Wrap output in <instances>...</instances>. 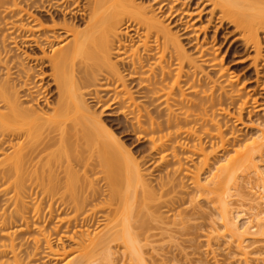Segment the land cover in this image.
Masks as SVG:
<instances>
[{"label":"bare ground","instance_id":"bare-ground-1","mask_svg":"<svg viewBox=\"0 0 264 264\" xmlns=\"http://www.w3.org/2000/svg\"><path fill=\"white\" fill-rule=\"evenodd\" d=\"M185 2L0 0V264H88L113 242L141 264L137 243L149 220L171 211L187 188L191 200L219 204L224 231L208 243L228 236L249 261L242 247L249 226L240 229L226 197L237 170L264 178V123L243 140L227 130L229 121L245 126L257 100L222 65L216 41L231 26L234 43L254 51L257 77L264 74V0ZM102 113L122 117L148 142L150 164L166 170L157 189ZM93 221L98 230H90ZM32 227L36 235L23 238ZM59 228L57 239L68 237L74 249L54 246Z\"/></svg>","mask_w":264,"mask_h":264},{"label":"rangeland","instance_id":"rangeland-1","mask_svg":"<svg viewBox=\"0 0 264 264\" xmlns=\"http://www.w3.org/2000/svg\"><path fill=\"white\" fill-rule=\"evenodd\" d=\"M136 1L138 2L142 0H136ZM189 1L186 0V2ZM179 2L184 3L185 0L184 1L179 0ZM172 29L176 30L173 26ZM232 29L233 28L231 26L227 25L223 30L222 29L220 30L217 37V41H216L217 44L218 43L221 44L220 55L223 52L224 53L223 58H225L223 59L222 65L224 67H227L226 69L230 71L229 72L230 74H234L235 76L237 75L239 77V82L240 81L244 82L246 91L248 90L247 91L248 94L254 96L257 100L255 102V106L254 104H250L249 105L250 108L248 109L249 111H246L244 114V121L246 124L245 126L240 127V125L238 124L236 125L231 121L227 122L228 125L227 130L238 131L237 133L239 135V138L243 140L245 138L255 137L257 133L256 132L257 127L262 126V124L264 123V74H262V72L260 71L261 69H259V73L257 77L254 67L250 65L252 61L251 57L254 51L251 50V48H249L250 50L249 49L245 50L240 45L239 41H236L234 43L235 34L231 31ZM208 34L210 35L213 34L212 28L208 30ZM259 36L261 38V45L264 53V37L262 38L263 33H261ZM133 37L134 40H138L137 39L138 37L134 36V34ZM182 40L183 43H185V47L187 49H190L188 48L190 46L186 42H184V40L186 39L182 38ZM226 47L228 50L224 52L226 50ZM23 48L29 50L28 45H24ZM36 68L38 67H35L34 69ZM42 68L43 70H47L46 66L45 67L42 66ZM37 70L39 71V68ZM50 80H51L50 78L46 77L43 80V82L44 85L49 82L48 84L49 85L51 84L50 85L51 88L53 84ZM45 96H46L45 98L47 99H52V97L54 98L56 96L54 85L52 86L51 90H49V93H47ZM95 109L97 112H99L98 108ZM250 111L251 113L249 114ZM112 116L113 115L110 116L102 113L101 118L107 121L106 125L113 124L112 128L115 129V133H117V137H119V141L124 143L123 145L133 153V155L136 157L138 161L141 162L143 161L142 168L146 173V177L148 181L154 186V188L157 189L156 182L158 176L164 175L166 170L163 168V166H161V164L157 163L156 165L155 164L156 162L150 164V161H153V158L148 156L149 153L148 150L149 148L147 145L148 142L142 140L137 141L135 135L131 134L130 130L126 128L125 123H123L124 122L123 118L120 116H113L112 118ZM149 159L151 160L149 161ZM185 166L192 168L193 163L186 162ZM211 167L213 168L214 166L212 165ZM260 169L264 170V164L261 165ZM163 170L165 171L163 172ZM244 171L237 170L238 185L229 191L226 199L228 200L229 202L228 204L232 209V212L230 214L231 216L235 215L236 214L235 212H240L239 220H237L239 227H241L240 229L243 230L244 228H247L249 226V228L246 229V233L249 235L244 236L242 242L243 250H245L249 256L247 257L249 260L247 261V263H245L244 260H240V253H239L240 250H238L236 242L231 238H229L228 236H221L219 238H216L215 236L212 238L211 242L208 243L209 241L207 240V237L209 235L215 232L222 233V231H224L221 225L222 219L220 218L219 215V207H218L219 204L217 202L215 203L214 201L204 198L203 196L202 197L194 196L193 199L191 200L190 195L192 191L190 188H187L188 192H190V195H184V199L180 203L175 204L172 207L171 211L164 212L162 215L152 218L153 220L152 219L149 220L150 223L148 222L149 223L148 226L149 227L151 226L152 230L150 229L149 232L147 230V233L145 232L146 230H144V233L145 235L151 234L150 237L148 238V236H145L143 233L141 240L139 238V242L137 243V246L139 247L141 252V256H143L141 258H144L141 261V264L142 263L143 264H264V233L261 234L260 232V231H264V213H263L264 201H261L262 197L264 199V196H262L264 195V188H263L264 178L262 179V181L261 180L259 181L260 178H258L256 175L255 178H253L254 177L253 172L250 171L244 172ZM206 175L207 173L203 174L202 177ZM79 176L81 178V175ZM95 176L97 175L91 174V177H95ZM74 177H76V180L79 178L78 175ZM74 177L72 176V178ZM183 181H185L184 183L187 185V187L190 186L188 184L189 180L187 178L183 179ZM259 194L261 195V197L259 196ZM257 195L259 197H257ZM256 198L258 199L260 198L258 202H257L258 199ZM260 201L261 203H259ZM261 209H263L260 212L262 214H259L260 216L258 215V217H255L256 213ZM96 214L95 217L97 216ZM97 218L95 220H97ZM30 220L31 219L29 218V221ZM39 220L37 221L39 222ZM43 220L48 222L47 224V222L45 223L43 221L45 225L47 224L46 226L48 228L50 221L47 218ZM51 220L54 221V219ZM32 222H30V224ZM40 222L42 221L40 220ZM32 224L31 226H33ZM136 224L137 223H135V225ZM100 227L101 225H98L97 222H94L90 224L89 228L91 231H94L95 228H96L95 230H98V228ZM30 229L31 230L28 229L29 231H26L25 233L20 232L22 235L21 234L19 235L23 236V238L27 236L30 239L31 236L36 235V232L33 230V227ZM53 231L54 230H52L51 233H52L53 244L55 247L60 246L61 244L65 245L67 249L70 248L74 249L76 247V244L74 245V242L72 241L73 242L72 243L71 240L68 239V237L67 238L63 237L61 241L57 239L61 233L59 232L61 231V228H59L58 230L59 233H57V231L54 232ZM140 231L142 230L140 229ZM110 245H111L109 250L110 252L109 251L105 252L100 250V248H98V251L96 250L97 252H94L92 260L90 259L91 261H89L88 264H140V260L138 261L136 257L130 258L129 254L126 253V249L123 247L124 245H122L120 242L117 243L113 242ZM41 259L42 258L37 260H41ZM24 261H26V259ZM64 261H60V262L63 263ZM32 262L33 261L29 263L32 264ZM42 262L43 261H41V263ZM25 263L28 264V261L24 262V264ZM43 263L52 264L53 262L52 261L49 262V260L46 261L44 259Z\"/></svg>","mask_w":264,"mask_h":264}]
</instances>
